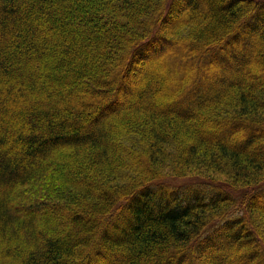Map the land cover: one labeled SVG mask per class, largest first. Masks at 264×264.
Listing matches in <instances>:
<instances>
[{"label": "trees", "instance_id": "trees-1", "mask_svg": "<svg viewBox=\"0 0 264 264\" xmlns=\"http://www.w3.org/2000/svg\"><path fill=\"white\" fill-rule=\"evenodd\" d=\"M263 192L264 0H0V264H264Z\"/></svg>", "mask_w": 264, "mask_h": 264}, {"label": "rangeland", "instance_id": "rangeland-1", "mask_svg": "<svg viewBox=\"0 0 264 264\" xmlns=\"http://www.w3.org/2000/svg\"><path fill=\"white\" fill-rule=\"evenodd\" d=\"M153 52H155V50L153 49ZM172 53L170 52V54H169V57H168V59H169V61H172L173 60V55H174V53H173V55H171ZM168 61V60H167ZM178 62V60L176 59L174 62ZM174 62H172V63H174ZM180 62V61H179ZM170 63L171 62H169V64H167L166 65V67H167V70L168 69H170V71H172V67L170 66ZM171 63V64H172ZM188 64V63H187ZM171 81V80H170ZM172 84H174L173 83V81L172 82H170V88L172 89ZM201 84H202V82H200V86H201ZM198 88V87H197ZM196 88V89H197ZM128 89V88H127ZM196 89H193L191 92L193 93L194 91H196ZM161 90H163L162 88H161ZM197 90H199V89H197ZM201 90V89H200ZM170 91V90H169ZM202 91V90H201ZM198 93H199V91H197ZM177 100V99H176ZM175 100V101H176ZM168 103V102H167ZM182 105V104H181ZM68 157V156H67ZM192 181H194L193 179H190V178H188L187 180H179V181H177V182H175L173 185H171L170 187L173 189V190H176V191H178V192H175V193H177V194H175V196H179V198H183V200H181V201H183V202H185L184 200H186V201H188V200H193V198H194V193H190V191H187V189L186 188H188V187H186V185L187 184H190V183H192ZM174 186V187H173ZM188 186H190V185H188ZM152 187H154L153 188V190L155 189V191H157L158 189H156L157 188V186H152ZM159 191V190H158ZM262 197L264 198V192H263V194H262ZM261 199V201L263 202V200L264 199ZM156 200L158 201V202H162L163 200H164V198H162V195H158L157 196V198H156ZM109 232L112 234L113 233V231L110 229L109 230ZM220 233V232H219ZM218 237V239L216 240V238ZM212 240H213V238H211ZM215 240H213V242H215L216 241V244H220L221 242L220 241H224V240H226V238H223V236H220V235H216V237L214 238ZM112 263V259L111 260H109L108 261V264H111ZM92 264H98V263H92ZM193 264H198L197 263V260L196 259H194L193 260Z\"/></svg>", "mask_w": 264, "mask_h": 264}, {"label": "snow or ice", "instance_id": "snow-or-ice-1", "mask_svg": "<svg viewBox=\"0 0 264 264\" xmlns=\"http://www.w3.org/2000/svg\"><path fill=\"white\" fill-rule=\"evenodd\" d=\"M154 43H155L154 41H150V44H153L154 45Z\"/></svg>", "mask_w": 264, "mask_h": 264}]
</instances>
